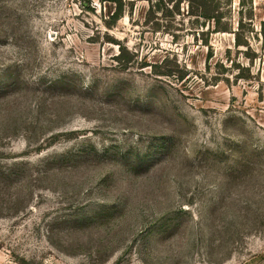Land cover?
Listing matches in <instances>:
<instances>
[{
	"label": "rangeland",
	"instance_id": "rangeland-1",
	"mask_svg": "<svg viewBox=\"0 0 264 264\" xmlns=\"http://www.w3.org/2000/svg\"><path fill=\"white\" fill-rule=\"evenodd\" d=\"M88 1L0 0V264H264V0Z\"/></svg>",
	"mask_w": 264,
	"mask_h": 264
},
{
	"label": "trees",
	"instance_id": "trees-1",
	"mask_svg": "<svg viewBox=\"0 0 264 264\" xmlns=\"http://www.w3.org/2000/svg\"><path fill=\"white\" fill-rule=\"evenodd\" d=\"M101 1L110 2L115 5V10L112 12L110 16L109 24L111 25L116 24L117 21L120 18H122L125 14L126 7L128 5L127 0H101ZM131 2H134V0H132ZM183 2L188 3V7H189L188 14L189 15L198 17L196 18L198 20L203 19V21L199 25V28L205 29L207 27V24H210V27H208V29L206 30L202 29V31L199 32V34L203 38L204 43L206 44L209 43V37L211 33L232 31V23L231 21H229V18H231L232 16L231 15L232 14V10H231L232 0H227V3H228L227 5L229 7L226 10H224V8L221 6V0H150V9H149L150 16L148 17V20L151 18V15H155V13H158V12H161L162 17H165V18H168L169 16H174L175 14H181L180 6H181V3ZM226 18H228V21H224V19ZM197 22H200V21H197ZM191 30H193L192 32L195 33V36H194L195 39L196 38L198 39L199 36L196 35V32H198L197 31L198 29H193L192 27ZM119 59L125 60L126 63L130 62V58L125 57L123 54ZM156 73L161 74V75H169V76L174 75L172 71H166V72L156 71Z\"/></svg>",
	"mask_w": 264,
	"mask_h": 264
}]
</instances>
